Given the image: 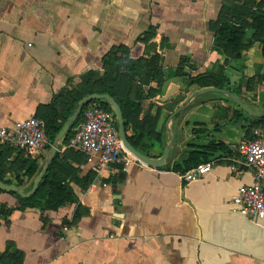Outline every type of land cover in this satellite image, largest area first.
<instances>
[{
  "label": "crops",
  "instance_id": "crops-1",
  "mask_svg": "<svg viewBox=\"0 0 264 264\" xmlns=\"http://www.w3.org/2000/svg\"><path fill=\"white\" fill-rule=\"evenodd\" d=\"M251 1L255 13L242 18L251 26L234 59L219 46L216 28L223 12L245 0H0V128L50 105L63 113L76 93L93 89L138 98L129 115L138 127L127 133L140 134L135 149L142 155L159 158L168 128L174 132L163 167L110 165L99 177L62 139L54 169L85 215L74 226L63 221L75 204L4 215L2 208L17 207L18 199L0 192V257L8 244L9 253L23 252L21 264H264V219L253 221L230 205L235 190L252 183L237 145L252 138L262 117L222 93L190 97L200 88L188 85L209 75L225 89L238 87L245 104L264 112V27L253 25L259 12L264 21L258 5L264 0ZM116 48L127 49L132 77L103 62ZM51 145L27 155L0 143L1 177L29 191ZM192 151L217 161L187 183L172 167L183 168Z\"/></svg>",
  "mask_w": 264,
  "mask_h": 264
},
{
  "label": "trees",
  "instance_id": "trees-1",
  "mask_svg": "<svg viewBox=\"0 0 264 264\" xmlns=\"http://www.w3.org/2000/svg\"><path fill=\"white\" fill-rule=\"evenodd\" d=\"M253 4H254L253 1L245 0V4H243L241 7H237L236 10L231 12H223L220 16L219 23L216 28V35L218 38L219 46L229 57H232L234 59L240 58L242 50L245 46L243 40L246 37L247 30L249 29L251 24L246 23L245 20L242 18H244V16L246 15H251L255 13L250 8ZM258 5L261 6L264 5V2H260L258 3ZM262 17L263 16L261 15L260 12L258 13V16L255 15L253 16L254 19L253 25L256 28L260 29L264 27V21ZM103 62L105 64L110 65L112 71L115 72L116 74H123L128 77L133 76L134 62L128 58V51L126 48H116L111 53H107L103 58ZM188 85H195L198 88H204L209 86L225 88L224 81L218 82L213 78H211L209 75H197L195 77H192L189 79ZM230 91L238 94L239 88L235 87L230 89ZM92 93L109 94L117 101L123 114L124 128H125L127 140L134 148H136L138 142L140 141V134L129 135L127 132L130 126L133 128L134 131H136V128L138 127L135 123L132 122L131 117H129L130 113H132V111L135 112L136 109L138 108L137 104L134 101V100H138V98L129 100L127 98L117 97L112 91L93 90V89L76 93L73 97L72 102L70 103V107H68L66 111H63V113H61L63 108H61L59 112L54 105L52 106L50 105V106H46L47 110H45V113H38L35 115V117L40 118L45 122V131L50 143L53 142L54 137L61 129L63 123L66 121L68 116L73 112L74 108L76 107L77 101L82 97ZM198 98H202V96ZM91 102H96L103 109L107 111H111L110 105L105 100H96ZM85 108L86 107L82 109L81 114L78 116L77 120L74 122V124L71 126V128L64 136L62 140L63 144L66 143V141L70 136H72L75 126L78 124V122L82 120ZM177 116H179V114H177ZM255 120L256 121L254 126L256 125L264 126V117L256 118ZM66 150H71V149H66ZM56 158L57 156H55L52 159L50 165L48 166L47 171L43 175L35 192L31 196L24 198L19 196L17 193L0 190V192L15 195L16 198L18 199L17 207L2 208V213H4V215L9 214L11 211L15 209L25 210L27 208L37 209L39 212H41V214H43L45 211H57L60 208H63L67 205L75 204L76 206L71 218L70 219L66 218L64 219L63 222L67 226L76 225L79 219L85 214L82 211V206L77 201V197L74 194V191L71 185L69 184V181L65 178H62L55 171L54 167L56 165ZM208 160L209 159H207V157L204 154L198 151H192L190 152L188 158L184 162L183 168L179 165H174L172 167V170L174 171L181 170V172H184L185 170L190 169L200 163H204ZM166 167L169 168V164H167ZM29 174H32V172H29ZM0 180L4 183L11 184L9 180H4L1 177V175H0ZM18 184L20 183L18 182ZM43 220H45L44 217ZM8 247L9 246L7 244V249L1 254L0 257L1 264H10V263L21 264V258L23 259L24 257L23 252L15 250L13 253H9Z\"/></svg>",
  "mask_w": 264,
  "mask_h": 264
},
{
  "label": "built area",
  "instance_id": "built-area-1",
  "mask_svg": "<svg viewBox=\"0 0 264 264\" xmlns=\"http://www.w3.org/2000/svg\"><path fill=\"white\" fill-rule=\"evenodd\" d=\"M0 143L33 155L51 145L45 131V122L37 117L16 121L10 128H0ZM65 149L78 151L85 157L90 169L99 177L110 165L122 169L130 163L151 167L127 151L119 138L117 122L111 111L93 102L86 106L82 120L75 126L72 136L64 143ZM240 163L250 171L252 183L239 186L230 199L231 209L253 221L264 219V126L252 129V138L237 145ZM217 159H209L180 174L187 182L202 179ZM236 170V167H233Z\"/></svg>",
  "mask_w": 264,
  "mask_h": 264
},
{
  "label": "water",
  "instance_id": "water-1",
  "mask_svg": "<svg viewBox=\"0 0 264 264\" xmlns=\"http://www.w3.org/2000/svg\"><path fill=\"white\" fill-rule=\"evenodd\" d=\"M207 92L222 93V94L226 95L229 99H231L243 111H245L251 115L257 116V117H262V118L264 117V112H257V111L252 110L249 105L245 104L242 101V99L240 98V96L238 94H235V93H233L230 90L225 89V88H218V87H213V86L200 88L198 90H195L190 95V97L200 96V95H203ZM96 100H105L110 105V109H111V111H112V113L116 119V122H117V129H118L120 141H121L123 147L127 151H129L137 159H139L140 161H142L143 163H145L151 167L160 168L166 164L167 159L169 157V153H170L172 144H173V140H174V132L172 129L168 128V131L170 133L169 142L165 146L163 153L159 158H149L147 156H144L141 153H139L127 140V137L125 134V128H124L123 114H122V111H121L117 101L109 94L92 93V94H89V95L82 97L77 102V106H76L75 110L67 118V120L64 122V124L62 125L59 132L54 137V140H53L52 145H51L49 157L46 160V165L43 168V170L40 172V174L35 178L33 185H32V188L28 192H25L23 189L17 187L14 184H7V183H4L0 180V190L6 191V192H14V193H17L19 196L24 197V198L31 196L35 192L39 182L41 181L44 173L46 172V170L48 168V165L50 164L51 160L53 159V157L57 151L58 144L64 138L65 134L70 129L72 124L76 121L77 117L81 113L82 108L86 104H88L89 102L96 101ZM185 102H187V100ZM183 106H184V104H182L180 107H178V109L175 111V113H173L170 116V118H172L176 113L181 111ZM121 174L122 173H120V175ZM0 209H1V207H0Z\"/></svg>",
  "mask_w": 264,
  "mask_h": 264
}]
</instances>
